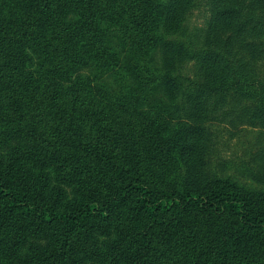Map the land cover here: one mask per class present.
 <instances>
[{"label":"trees","instance_id":"trees-1","mask_svg":"<svg viewBox=\"0 0 264 264\" xmlns=\"http://www.w3.org/2000/svg\"><path fill=\"white\" fill-rule=\"evenodd\" d=\"M203 1L0 0V264H264V0Z\"/></svg>","mask_w":264,"mask_h":264},{"label":"rangeland","instance_id":"rangeland-1","mask_svg":"<svg viewBox=\"0 0 264 264\" xmlns=\"http://www.w3.org/2000/svg\"><path fill=\"white\" fill-rule=\"evenodd\" d=\"M198 6L192 11L190 16V25H202L204 17L206 15V9L203 0H198ZM162 30V29H160ZM31 60L28 62V65L31 68H35L38 57L37 55L29 50ZM86 73L85 70L80 71V74ZM158 106L164 104L161 100H158ZM221 132L219 133L217 143L218 151V160H226L231 166L229 168H224L225 173L233 174L241 183H245L252 187L255 186V183L249 178L242 175L240 169L243 163L259 157L261 152L264 150V132H260L259 129L251 127H241L238 130H233L229 125L221 127ZM170 133L176 131V124L171 123L168 129Z\"/></svg>","mask_w":264,"mask_h":264}]
</instances>
